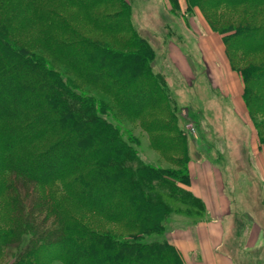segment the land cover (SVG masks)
<instances>
[{"label": "trees", "instance_id": "obj_1", "mask_svg": "<svg viewBox=\"0 0 264 264\" xmlns=\"http://www.w3.org/2000/svg\"><path fill=\"white\" fill-rule=\"evenodd\" d=\"M187 3L222 36L264 144V0ZM129 10L126 0H0V264H184L152 236L169 212L157 184L188 182L187 140ZM112 108L169 167L141 157Z\"/></svg>", "mask_w": 264, "mask_h": 264}, {"label": "crops", "instance_id": "obj_2", "mask_svg": "<svg viewBox=\"0 0 264 264\" xmlns=\"http://www.w3.org/2000/svg\"><path fill=\"white\" fill-rule=\"evenodd\" d=\"M177 3L181 17L192 16L178 24L173 35L179 42H168L166 61L183 78L180 85L191 96L188 108L196 107L204 125L202 138L187 141L189 178L183 184L201 206L195 220L180 224L175 216L162 237L179 250L185 264H242L259 258L264 247V144L248 115L243 81L229 64L222 36L198 7L190 10L187 0ZM187 42L204 64L205 79L198 78L183 49Z\"/></svg>", "mask_w": 264, "mask_h": 264}, {"label": "rangeland", "instance_id": "obj_3", "mask_svg": "<svg viewBox=\"0 0 264 264\" xmlns=\"http://www.w3.org/2000/svg\"><path fill=\"white\" fill-rule=\"evenodd\" d=\"M129 4V17L131 22L135 26V29L141 33L152 44L155 50V58L152 61V69L161 79L165 89L168 91L169 98L173 100V104H176V121L177 125L188 141L189 138L195 137V139L202 138V118L199 111L196 110L194 105H190L191 96L189 94L188 87L181 86L180 80L177 74L169 68L166 61L167 45L170 40L174 39V32H177L178 24L183 20L187 23L189 17L192 16L191 12L187 15L180 16L177 0H126ZM192 10L193 7H188ZM183 18V19H181ZM176 41H178L176 39ZM179 42V41H178ZM189 43L184 44V48L189 61L193 64L195 73L199 76V79H205L204 64L196 59L195 48L189 47ZM87 89V86L81 85ZM97 95V94H96ZM108 102L109 99L106 97ZM111 121H118L121 127L124 129L126 135L132 134L139 140V152L141 157L145 161L156 162L161 166L169 167L168 163L163 162L158 154L148 147L147 137L145 133L136 126L135 121L125 117V115L116 108L110 109V113L107 117ZM128 132V133H127ZM195 153V152H193ZM218 153V152H217ZM215 153L216 157H221L222 154ZM233 153V152H232ZM240 153V152H239ZM178 171L181 169H177ZM179 174V173H178ZM169 180L173 182L171 186L164 187L157 184L156 190L160 192L168 206V215L165 219V230L168 227H173L174 217H178L176 220L180 224L186 223L189 219H197L198 209L201 206L200 202L189 193L183 187V181L178 178L169 177ZM235 199V198H234ZM236 200V199H235ZM237 228L240 224L237 221ZM237 231H239L237 229ZM165 232V231H164ZM152 239L162 240V235H154ZM264 246V245H263ZM261 255L259 258H250L248 261L242 264H264V247L259 250ZM9 261L10 255L6 257ZM185 264V263H184Z\"/></svg>", "mask_w": 264, "mask_h": 264}]
</instances>
